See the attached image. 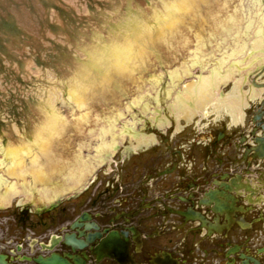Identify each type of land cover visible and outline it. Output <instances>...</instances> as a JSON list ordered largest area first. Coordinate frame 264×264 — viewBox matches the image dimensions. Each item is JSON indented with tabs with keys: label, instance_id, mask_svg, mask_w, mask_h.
I'll list each match as a JSON object with an SVG mask.
<instances>
[{
	"label": "water",
	"instance_id": "water-1",
	"mask_svg": "<svg viewBox=\"0 0 264 264\" xmlns=\"http://www.w3.org/2000/svg\"><path fill=\"white\" fill-rule=\"evenodd\" d=\"M248 2L0 0V209L61 211L149 129L236 121L264 83Z\"/></svg>",
	"mask_w": 264,
	"mask_h": 264
},
{
	"label": "flooded vegetation",
	"instance_id": "flooded-vegetation-1",
	"mask_svg": "<svg viewBox=\"0 0 264 264\" xmlns=\"http://www.w3.org/2000/svg\"><path fill=\"white\" fill-rule=\"evenodd\" d=\"M261 90L236 121L226 113L149 129L148 147L129 151L107 180L97 174L72 209L0 217V255L8 264H264Z\"/></svg>",
	"mask_w": 264,
	"mask_h": 264
},
{
	"label": "rangeland",
	"instance_id": "rangeland-1",
	"mask_svg": "<svg viewBox=\"0 0 264 264\" xmlns=\"http://www.w3.org/2000/svg\"><path fill=\"white\" fill-rule=\"evenodd\" d=\"M224 117H226V113L225 112L215 116L212 119L213 120H218V119H222ZM112 169H115V172H116L117 168H111V169H109L106 172H110ZM105 173L101 174L99 179H103L105 181V180H107L109 178V176H113V174L106 175ZM98 181L96 182L95 185L98 184ZM84 192L85 193L83 194L82 201H84V199L89 195L90 190H87V191H84ZM77 202H80V201L67 203L66 208L72 209ZM59 214H61L60 211H44V212L42 211V212H37V211H30V210H0L1 221L4 222V224H5V222L7 220L9 221L10 219H14V218L19 217V216H22V217L30 216L34 220H36L41 215L47 216V217H51V216H56V215H59Z\"/></svg>",
	"mask_w": 264,
	"mask_h": 264
},
{
	"label": "bare ground",
	"instance_id": "bare-ground-1",
	"mask_svg": "<svg viewBox=\"0 0 264 264\" xmlns=\"http://www.w3.org/2000/svg\"><path fill=\"white\" fill-rule=\"evenodd\" d=\"M37 212H42V211H37ZM44 212V211H43Z\"/></svg>",
	"mask_w": 264,
	"mask_h": 264
}]
</instances>
